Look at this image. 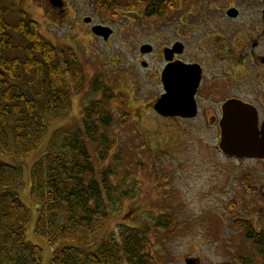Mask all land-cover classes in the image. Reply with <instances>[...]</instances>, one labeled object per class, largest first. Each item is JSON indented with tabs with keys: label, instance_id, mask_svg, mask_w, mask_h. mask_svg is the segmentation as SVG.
<instances>
[{
	"label": "rangeland",
	"instance_id": "obj_1",
	"mask_svg": "<svg viewBox=\"0 0 264 264\" xmlns=\"http://www.w3.org/2000/svg\"><path fill=\"white\" fill-rule=\"evenodd\" d=\"M49 1L23 0L21 9L39 23L42 35L50 44L61 54L67 53L68 60L75 59V67L83 73L84 85L72 94L69 113L49 125L43 151L55 131L80 125L83 111L92 104L103 102L104 109L112 114L114 121L108 135L113 149L105 162L99 164L97 160V164L99 171L115 172L112 181L122 184L127 197L111 212L103 238L115 236L118 225L143 229L145 222L153 226L155 218L168 215L174 218L169 230L153 229L149 234L150 252L156 264H186L187 259L200 264H245L251 260L255 264L259 248L248 246L238 223H251L257 231L263 230L264 202L247 201L244 193L231 182L226 183V179L235 172L257 175V170L261 173L264 166L225 158L218 148L217 129L158 122L144 108L141 95L135 102L137 111L119 105L134 98L124 91L130 83L123 64L130 61L132 48L125 42L124 34L132 30L134 37L147 42L157 28L154 19L141 20L139 16L126 15V11H118V15L98 13L92 11L87 0H68L67 19L61 18L58 11L51 18L46 10ZM190 7L246 10L264 6L254 0H195ZM243 14L247 24L246 12ZM80 16L85 18L84 22ZM96 25L116 30V37L104 44L91 33V26ZM105 73L111 80H105L108 78ZM105 94L111 99L109 102ZM39 155L23 165L26 171L17 192L31 210L27 238L43 249V264H48L53 253L35 235L38 210L30 190V168ZM0 158L15 163L3 154ZM258 260L259 264L264 263V258Z\"/></svg>",
	"mask_w": 264,
	"mask_h": 264
},
{
	"label": "trees",
	"instance_id": "obj_2",
	"mask_svg": "<svg viewBox=\"0 0 264 264\" xmlns=\"http://www.w3.org/2000/svg\"><path fill=\"white\" fill-rule=\"evenodd\" d=\"M178 1L93 0L101 11L144 7L148 17ZM22 2L0 0V154L15 161L0 158V264H43V249L27 238L31 210L17 192L25 163L37 154L30 168L34 229L52 250L48 264H156L149 234L169 230L173 217L160 216L143 229L118 225L115 236L103 238L111 212L127 197L122 184L113 183L114 171L98 169L97 160L105 162L113 149L108 132L114 117L104 103L85 108L80 125L55 131L43 151L49 125L69 113L84 77L73 57L45 39ZM240 225L264 258V233Z\"/></svg>",
	"mask_w": 264,
	"mask_h": 264
},
{
	"label": "flooded vegetation",
	"instance_id": "obj_3",
	"mask_svg": "<svg viewBox=\"0 0 264 264\" xmlns=\"http://www.w3.org/2000/svg\"><path fill=\"white\" fill-rule=\"evenodd\" d=\"M194 1L179 0L174 7L165 8L162 14L150 17L156 22L157 28L148 36L147 42H143L139 36L134 37L132 30L125 32V42L132 47L129 51L130 61L123 64L130 83L126 86V92L134 98L123 104L119 102L120 107L125 106L131 112L137 111L135 102L141 95L144 108L158 122L220 131L225 124V107L236 103L250 112L249 117L241 115L238 118L253 119L262 129L264 7L246 10L233 7L189 8ZM254 1L264 6V0ZM68 3L67 0H60L58 4L50 3L46 10L51 18L54 11H58L57 14L65 20ZM89 5L92 11L96 9L93 4ZM233 10L236 16L230 15ZM118 11L139 16L141 20L149 18L145 8H118L112 12L118 15ZM244 12L247 24H244ZM116 35V30H113L110 40L103 43H110ZM170 91L175 92L176 102L190 110L188 114L164 118L155 113L156 103ZM235 161L248 164L255 162L264 166V160ZM260 172L257 170V175L235 172L226 179V183L231 182L232 186L241 190L247 201L263 203L264 169ZM251 194L254 196L251 197ZM257 232L264 233V229Z\"/></svg>",
	"mask_w": 264,
	"mask_h": 264
},
{
	"label": "water",
	"instance_id": "obj_4",
	"mask_svg": "<svg viewBox=\"0 0 264 264\" xmlns=\"http://www.w3.org/2000/svg\"><path fill=\"white\" fill-rule=\"evenodd\" d=\"M233 12V11H232ZM236 16V13H230ZM93 33L104 37L107 41L112 35L108 27L97 26ZM176 94L170 91L168 95L157 102L154 109L164 118L184 116L189 109L175 101ZM186 112V113H185ZM185 113V114H183ZM223 128L221 129V142L219 148L230 158L264 160V125L259 129L258 123L253 119L242 120L238 116L249 117L250 112L236 103H230L225 107ZM186 264H198L189 259Z\"/></svg>",
	"mask_w": 264,
	"mask_h": 264
}]
</instances>
